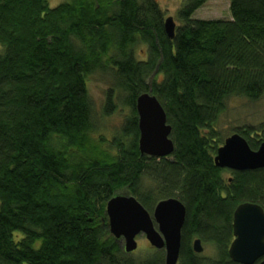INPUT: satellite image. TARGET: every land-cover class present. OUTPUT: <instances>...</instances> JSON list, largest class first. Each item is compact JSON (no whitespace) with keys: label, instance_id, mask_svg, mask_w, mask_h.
Masks as SVG:
<instances>
[{"label":"trees","instance_id":"16d2710c","mask_svg":"<svg viewBox=\"0 0 264 264\" xmlns=\"http://www.w3.org/2000/svg\"><path fill=\"white\" fill-rule=\"evenodd\" d=\"M208 1L183 0L170 39L156 0H0V264H165L161 253L130 258L112 236L107 204L119 195L149 212L168 198L185 205L178 264H208L197 239L217 249L210 264H236L234 212L264 208V168L224 180L216 126L231 98L264 96V0H229L231 21L194 20ZM107 69L105 114L116 90L131 109L112 141L95 137L87 88ZM147 92L172 127L167 158L139 149L136 101ZM237 133L253 150L264 143V123Z\"/></svg>","mask_w":264,"mask_h":264},{"label":"water","instance_id":"95a60500","mask_svg":"<svg viewBox=\"0 0 264 264\" xmlns=\"http://www.w3.org/2000/svg\"><path fill=\"white\" fill-rule=\"evenodd\" d=\"M165 31L173 39L176 31L174 18L165 19ZM139 116V149L144 155L167 158L174 153L171 139L172 127L166 112L150 93L137 98ZM215 165L231 171H252L264 168V143L253 150L248 141L238 133L228 137L218 149ZM110 232L117 240H125V252L138 249L137 237L145 234L150 244L166 250V264H178L182 246V229L186 220V207L177 198L161 200L151 214L135 197L119 195L107 204ZM157 224V226H156ZM234 239L229 247V257L236 264H264V208L256 203L240 204L233 217ZM197 254L204 252L200 239L194 241Z\"/></svg>","mask_w":264,"mask_h":264},{"label":"rangeland","instance_id":"374dc122","mask_svg":"<svg viewBox=\"0 0 264 264\" xmlns=\"http://www.w3.org/2000/svg\"><path fill=\"white\" fill-rule=\"evenodd\" d=\"M66 0H48L51 8H55ZM160 9L164 13L165 19L172 17L176 25H179L178 13L183 6V0H156ZM194 20H221L231 21L230 1L229 0H209L200 9H198L193 17ZM136 60L147 59V48L143 44H139L135 48ZM3 53V48L0 46V55ZM110 69V68H109ZM107 69V70H109ZM97 72L88 77V93L93 103L95 117L98 122L97 134L95 137L103 136L112 141L121 132L122 126L130 115V107L125 102L118 99L119 91L114 94L115 108L112 112L105 114L104 106L107 101V93L114 89L115 81L111 70ZM150 93V92H148ZM151 94V93H150ZM123 96V95H122ZM139 119V116H138ZM264 123V96L257 102H250L245 98H231L227 103L226 111L221 114L217 121L216 130L220 134V140L223 144L225 140L237 133L238 130L244 128H257ZM222 144V145H223ZM170 157V156H169ZM223 179L226 181L232 180L230 170H225ZM159 203V202H158ZM157 205V204H156ZM154 206V208L156 207ZM155 210V209H154ZM154 210L151 212L153 214ZM157 226V224H156ZM138 249L129 254V257L134 260H149L155 258L158 253L163 254V261L166 260V250L154 248L147 240L145 234L137 237ZM118 242L122 248L125 246V240L120 239ZM194 243V242H193ZM204 252L198 254L203 263H212L219 259L217 249L208 243H203ZM39 243L36 244V247ZM166 264V263H165Z\"/></svg>","mask_w":264,"mask_h":264},{"label":"flooded vegetation","instance_id":"af4514ba","mask_svg":"<svg viewBox=\"0 0 264 264\" xmlns=\"http://www.w3.org/2000/svg\"><path fill=\"white\" fill-rule=\"evenodd\" d=\"M151 213V212H150ZM125 247V246H124Z\"/></svg>","mask_w":264,"mask_h":264}]
</instances>
